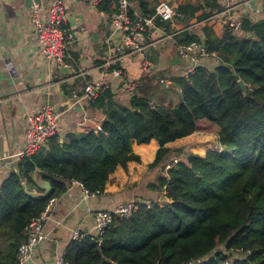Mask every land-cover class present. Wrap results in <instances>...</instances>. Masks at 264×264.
Masks as SVG:
<instances>
[{
	"label": "trees",
	"instance_id": "16d2710c",
	"mask_svg": "<svg viewBox=\"0 0 264 264\" xmlns=\"http://www.w3.org/2000/svg\"><path fill=\"white\" fill-rule=\"evenodd\" d=\"M137 1L146 16L154 13L144 0ZM115 2L102 0L98 8L113 14ZM180 8L186 16L199 10L206 23L203 38L190 29L177 34V43L205 45L217 54L218 64L175 77L176 103L155 100L147 85L124 97L111 85L101 86L92 104L104 115L101 130L70 131L64 137L57 132L21 157L18 171L0 183V264H16L27 223L50 198L63 195L75 181L92 194L103 193L119 166L140 162L133 143L152 139L160 147L149 165L157 173L149 189L164 192V200L117 218L101 244L89 235L71 240L64 259L69 264H182L197 258L208 259L206 264H264V18L246 15L242 34L227 25L220 35L208 23L222 10L220 0ZM157 24L170 29V21ZM68 87L63 85L67 94ZM205 120L216 125L223 150L202 156L167 145L201 130ZM34 174L51 182L46 197L24 191L25 180L30 190L42 192Z\"/></svg>",
	"mask_w": 264,
	"mask_h": 264
},
{
	"label": "crops",
	"instance_id": "0c3cea01",
	"mask_svg": "<svg viewBox=\"0 0 264 264\" xmlns=\"http://www.w3.org/2000/svg\"><path fill=\"white\" fill-rule=\"evenodd\" d=\"M41 1L43 6L38 16L44 19L50 0ZM64 1L67 5V25L77 38L67 56L73 72L57 67L41 51L31 19L32 9L26 6L25 0H0V183L12 170L18 171V153L25 144L28 117L40 112L44 105L49 104L58 115V133L64 137L70 131L102 129L104 115L86 97L88 83H99L100 87L111 85L117 97L128 94L120 77L101 68L109 54L106 37L112 31V14L99 10L96 0ZM144 1L152 10L163 0ZM165 1L174 7L177 14L170 22V29L156 21L147 34V41L153 46L144 53L125 58L122 65L129 77L141 81L140 87L150 86L153 95L156 83L170 88L174 78L184 75L187 68L214 67L219 61L215 56L203 57L198 52L184 57L176 40L177 34L190 29L204 37L202 28L206 20H199L200 11L186 16L180 8L187 4L197 8L202 0ZM220 1L222 10L212 14L208 21L215 25L220 35L228 25L226 20L229 16L264 18V0ZM132 7L137 12L144 11L139 1H134ZM115 39L117 45L119 33ZM111 53L119 54L114 49ZM145 61L151 62L147 68ZM161 78L167 79L166 84L161 82ZM65 84L70 86L69 94L63 89ZM174 93L179 99L180 91L176 89ZM162 102L170 103L165 99ZM216 143L221 145L217 128L212 132L196 131L167 145L185 147L204 156L209 150H217ZM159 147L156 139L141 144L134 142L133 150L140 156V162L130 161L127 167L119 166L110 175L103 193L85 196L84 187L73 182L63 195L57 197L51 218L45 223V239L37 245L25 264H56L72 240L73 229L79 226L84 232L93 230V211L112 210L119 204L135 200L151 202L163 198L164 193L149 189L150 182L157 175L149 165ZM31 190L38 192L35 187Z\"/></svg>",
	"mask_w": 264,
	"mask_h": 264
},
{
	"label": "built area",
	"instance_id": "2783aa9c",
	"mask_svg": "<svg viewBox=\"0 0 264 264\" xmlns=\"http://www.w3.org/2000/svg\"><path fill=\"white\" fill-rule=\"evenodd\" d=\"M101 1L102 0H96L98 3ZM134 1L137 0H116L114 4L115 11L111 16L112 31L106 37V46L109 54L101 65L103 70L111 71L114 76L120 77L124 83V90L131 95L137 92L141 81L131 78L126 74L122 66L125 58L149 50L153 46L147 41L149 29L155 26L157 20L171 22L177 15L174 7L165 0L156 4L154 13L151 16H146L144 13L135 11L132 7ZM42 6L41 0H33L31 5V19L36 27V38L40 45V49L49 61L56 64L57 67H69L67 62L68 51L75 45L77 38L67 25V5L64 0H50L46 7L47 16L44 19L38 16V11L42 9ZM243 20V16H229L226 22L233 28L236 34H241L243 31ZM117 33H119L120 39L118 44L115 45ZM178 47L180 53L184 57H188L194 52H198L203 57H217L216 53L209 52L205 45L198 42H192L188 45L179 44ZM113 49L118 51L119 54H112L111 51ZM150 64V61L144 62L146 68L149 67ZM8 66L12 68L9 63ZM195 69L196 67L187 68L184 75L189 76L193 74ZM161 82L166 84L167 79L161 78ZM99 88L100 84L94 82L88 83L86 87V97L89 99L91 105L95 102V97ZM57 118L58 115L52 111L49 104L44 105L40 112L28 117L25 144L18 153L20 158L25 155H31L37 151L46 144L49 138L58 132ZM175 162H177V160H175ZM75 182L81 184L78 181ZM81 186L83 185L81 184ZM84 191L85 196L92 194L86 189ZM56 202L57 197L50 198L43 211L38 216L30 219L27 223L25 227L27 240L19 247L16 264H25L37 245L45 239V223L51 218ZM143 203L147 206L151 204L150 201L142 202L135 200L119 204L112 210L93 211L95 218L93 230L91 232H84L82 227L78 226L72 230V240H79L89 235L91 239L101 244L106 230L111 227L117 218L124 219L131 217L138 211ZM89 211L92 212L91 209H89ZM207 262L208 259L197 258L182 264H206ZM56 264L69 263L64 259L63 254L57 259Z\"/></svg>",
	"mask_w": 264,
	"mask_h": 264
},
{
	"label": "water",
	"instance_id": "95a60500",
	"mask_svg": "<svg viewBox=\"0 0 264 264\" xmlns=\"http://www.w3.org/2000/svg\"><path fill=\"white\" fill-rule=\"evenodd\" d=\"M32 3H33V0H25V4L29 8L31 7ZM61 69L64 71L73 70V69H70L69 67H61ZM71 72H73V71H71ZM239 85H240L241 89L243 90L244 94H247L248 88H247L246 84L242 80H239ZM33 178L36 181V185L38 186V188L40 190H42V192H36V191L30 190L29 186L27 184V181L24 180L22 182V185L24 187V191L29 196L35 197V198H43L52 192L53 186L49 180L43 178L42 176H38L37 174H34Z\"/></svg>",
	"mask_w": 264,
	"mask_h": 264
},
{
	"label": "rangeland",
	"instance_id": "374dc122",
	"mask_svg": "<svg viewBox=\"0 0 264 264\" xmlns=\"http://www.w3.org/2000/svg\"><path fill=\"white\" fill-rule=\"evenodd\" d=\"M153 90H154L153 91L154 96L156 98L155 100H157V101H161L162 102V99H165V101H168L170 103H176L178 101V95H176V93H174L175 90H174L173 87L167 88V87H165L163 85H160V84L158 85V83H156V85L154 86ZM201 122H202L203 125L201 127V130H199L200 132L201 131L212 132V131L216 130V125L214 123H210L207 120L201 121ZM208 129L210 131H207ZM216 149L217 150H221V149H223V146H221L220 144L216 143ZM163 198H161L159 201L164 200Z\"/></svg>",
	"mask_w": 264,
	"mask_h": 264
}]
</instances>
